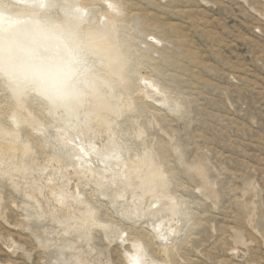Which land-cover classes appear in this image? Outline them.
Segmentation results:
<instances>
[{
	"label": "rangeland",
	"instance_id": "rangeland-1",
	"mask_svg": "<svg viewBox=\"0 0 264 264\" xmlns=\"http://www.w3.org/2000/svg\"><path fill=\"white\" fill-rule=\"evenodd\" d=\"M48 1L56 24L114 16L125 81L99 92L132 106L107 125L27 90L19 106L0 76V125L17 134L0 148L29 147L0 155V264H264V0H0L17 15L0 30ZM142 159L163 187L139 184Z\"/></svg>",
	"mask_w": 264,
	"mask_h": 264
},
{
	"label": "bare ground",
	"instance_id": "bare-ground-1",
	"mask_svg": "<svg viewBox=\"0 0 264 264\" xmlns=\"http://www.w3.org/2000/svg\"><path fill=\"white\" fill-rule=\"evenodd\" d=\"M29 1L30 0H22V5L25 4L26 2H29ZM109 2H110V0H109ZM49 4H50V2L48 1L47 4L46 5L43 4V6H41V4H38L36 7H35V4L34 5H25L27 9L23 8L22 6H19L15 10L18 14L20 13V11L21 12H27L29 14L25 17V19L22 20V22L17 23V24H13V23L8 21L9 24H7L8 25L7 29H5L4 27L1 26V28H3V29L0 30V43H6L9 39L19 37L22 33L39 34L40 32H44V33H47L49 35L56 37L57 41L53 45V47L50 50L40 49L39 55L44 56V57H55L57 59H68L71 61L74 74H73L69 89L67 91H64L61 93L53 94V93L46 91V90H44V89H42V88H40V87H38L32 83L13 80V79H10L6 75H0V76L2 77V80H4V82L8 86V88L10 89L12 96L14 97L13 99L16 100L17 105H19V106L24 105V101L22 100L21 97L24 96V94L27 90L28 92L30 91V92H33V93L39 95L44 100L43 102H45L47 104L48 110H50L51 112L56 113L57 111H60V112H63L65 114H71V113H75L76 110L81 108L84 110L85 114L94 113V114L98 115L101 118V121H104L105 125H107V120L103 116V113L109 112V113H113V114L118 115L122 112V108L125 107V108L130 109V107L132 106V103L130 101L129 102L126 101L127 103L124 102V105L122 104L123 106L120 103L117 104L118 102L114 103L116 101L110 102L107 99H105L102 96V94H100V92H99L100 88L101 87L103 88L104 86L109 87L110 90L112 91L113 87L117 85L116 83H119L120 81H123L125 79V77H124V71H125V66H126L125 65L126 62H124L125 56L121 52L120 45L118 44L117 41H115V39H116L115 33L112 31V27H113V24L115 22V18H114V16H111L112 15L111 14L110 16H108V19L106 20L105 23L102 24L101 27H95L93 29L90 28L88 30L87 28H85L82 25V18L83 17L81 18V20L80 19L78 20L72 16L73 14L67 13L63 16V18L60 19L59 23L56 24L54 20H49L46 18L45 15L42 14V11H41L42 8L44 9V8L49 7ZM115 8L117 10L116 5H115ZM65 9H66V6L64 5L62 10L65 11ZM16 16L17 15L10 14L8 12L0 13V22L4 21V18H9V17L15 18ZM83 21H84V18H83ZM4 24H6V23H4ZM18 26H20V27H18ZM5 27H6V25H5ZM99 34H104L106 37L105 40H102V41L100 40L99 42H95L96 44H94L93 46H89L88 44L92 43L96 38H98L97 36H99ZM83 45H87V46H83ZM90 55L92 56V58H97V61L100 62V64L103 67L102 68V70L104 71L103 73L99 72V69H98V71H96V68L91 69V68H93V66L92 67L89 66L90 64L88 62ZM120 98H121V96H120ZM26 101L27 100H25V102ZM21 113H24V112H21ZM78 115H79V113H78ZM18 117H19V115H18ZM22 122H31V120L26 118V117H23ZM99 122H100V120H99ZM11 129L6 130L3 127H1V125H0V134L3 135V137L7 136L8 138H11L10 140H12L13 137H15V135H17V134L15 131H11ZM16 150H18V152H22V153L27 154L29 152V147L25 144H22V145L16 144L15 145V143L13 144V142H9V144L6 147L0 148V155L1 156L2 155L3 156H10L11 153L14 151L16 152ZM130 164H132V163H130ZM134 164H136V163H134ZM126 165H128V164L125 163V166ZM136 167L138 168V171L136 172L137 173L136 176L139 178L138 179V180H140L139 184L143 188L144 187L145 188H153V187L156 188L157 186L163 187V185H165V177L166 176L164 177V175L158 169H156L154 167V164L149 159L148 160L142 159V161L140 163H138V165ZM130 176H129V178H130ZM143 188H142V190H143ZM138 189H139V187H138ZM142 190H140V191L142 192ZM144 191H145V189H144ZM168 198H169V196H168ZM177 207L178 206L176 204H173V205L171 204L169 206V211L171 212L172 215L178 212ZM157 213H158V211H157ZM87 218H85V219H87ZM87 222L89 223V221H87ZM90 226H92V225H90ZM156 236H158V235H156ZM76 238H77V236H76ZM132 240H133V238H132ZM151 240H152V238H151ZM139 241L141 242L140 239H139ZM131 242H133V241H131ZM140 250H141V248H140ZM128 253H131V252H127V254ZM141 253H143V251ZM125 254H124V256H125ZM132 255H133V253H132ZM137 256H127V257L125 256L127 264H146V262H145L146 259L143 260L140 256H138V257ZM142 256L145 257L144 254H142Z\"/></svg>",
	"mask_w": 264,
	"mask_h": 264
},
{
	"label": "clouds",
	"instance_id": "clouds-1",
	"mask_svg": "<svg viewBox=\"0 0 264 264\" xmlns=\"http://www.w3.org/2000/svg\"><path fill=\"white\" fill-rule=\"evenodd\" d=\"M57 38L44 32L22 33L0 43V75L32 83L53 94L67 91L73 77L68 59L44 57L40 49L50 50Z\"/></svg>",
	"mask_w": 264,
	"mask_h": 264
}]
</instances>
